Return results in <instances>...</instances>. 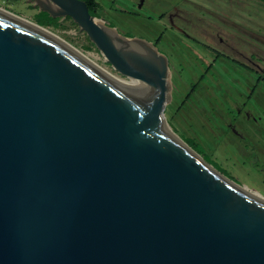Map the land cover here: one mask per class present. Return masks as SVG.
Returning a JSON list of instances; mask_svg holds the SVG:
<instances>
[{"label": "water", "instance_id": "95a60500", "mask_svg": "<svg viewBox=\"0 0 264 264\" xmlns=\"http://www.w3.org/2000/svg\"><path fill=\"white\" fill-rule=\"evenodd\" d=\"M32 1L139 82L0 7V264H264V203L165 127L166 56L83 0Z\"/></svg>", "mask_w": 264, "mask_h": 264}, {"label": "rangeland", "instance_id": "374dc122", "mask_svg": "<svg viewBox=\"0 0 264 264\" xmlns=\"http://www.w3.org/2000/svg\"><path fill=\"white\" fill-rule=\"evenodd\" d=\"M97 1V17L120 34L151 41L169 59L163 110L168 127L185 143L190 138L200 144L209 164L264 199V1L220 0L217 6L208 0ZM176 3L193 12L169 16ZM0 7L35 23L33 1L0 0ZM57 18L59 25L43 27L113 75L131 80L69 16Z\"/></svg>", "mask_w": 264, "mask_h": 264}, {"label": "bare ground", "instance_id": "6f19581e", "mask_svg": "<svg viewBox=\"0 0 264 264\" xmlns=\"http://www.w3.org/2000/svg\"><path fill=\"white\" fill-rule=\"evenodd\" d=\"M98 23H102L103 20L102 19H97ZM36 23V22H35ZM37 25L43 27V25H40L38 23H36ZM46 27V26H45ZM44 29L50 31L51 33H53L51 30H49L48 28ZM54 35H56L55 33H53ZM57 37H59L58 35H56ZM60 39H62L61 37H59ZM63 41H65L64 39H62ZM67 44H69L73 49H75L83 58H85L87 61H89L91 64H93L95 67H97L99 70H101L102 72H104L105 74H107L108 76L114 78L115 80L119 81L120 83L123 84H127V85H131V84H135L137 82H139L138 80L135 79H131V80H125V78H119V76H115L112 73H110L107 69H105L104 67L98 65L97 63H95L93 60H91L86 54H84L82 51H80L79 49H77L76 47H74L73 45H71L70 43H68L67 41H65ZM166 129L175 137V139L182 145L184 146L192 155H194L197 159H201L200 155L196 154L193 149L191 147L188 146V144H186L179 136H177L167 125L165 126ZM209 167V166H208ZM211 170L216 173V170L213 169L211 167ZM217 174V173H216ZM219 174V173H218ZM223 178V176H220ZM224 181H226L227 183H229L230 185H232L234 188H236L237 190H239L240 192H242L243 194L252 197L258 201H261L264 203V199H261L255 195H253L250 191L242 188L240 185H234L232 182L228 181L227 179L223 178Z\"/></svg>", "mask_w": 264, "mask_h": 264}, {"label": "trees", "instance_id": "16d2710c", "mask_svg": "<svg viewBox=\"0 0 264 264\" xmlns=\"http://www.w3.org/2000/svg\"><path fill=\"white\" fill-rule=\"evenodd\" d=\"M89 10V13L91 15L97 16L96 8L99 7V3L97 0H83ZM264 1V0H261ZM57 17H51L47 12L39 10L35 15V22L43 25V26H57L59 23L57 22ZM113 26V25H112ZM186 143L191 146L196 152L201 153V146L197 142H195L193 139L187 138ZM203 158L211 163L208 159L205 158V156L202 154ZM212 164V163H211ZM218 169V168H217ZM219 170V169H218ZM222 174H225V172L219 170Z\"/></svg>", "mask_w": 264, "mask_h": 264}, {"label": "flooded vegetation", "instance_id": "af4514ba", "mask_svg": "<svg viewBox=\"0 0 264 264\" xmlns=\"http://www.w3.org/2000/svg\"><path fill=\"white\" fill-rule=\"evenodd\" d=\"M30 1H32V0H30ZM210 3H211V5L213 4V5H216V2H220V0H208ZM231 1H233V0H231ZM181 6H183V5H181ZM181 6H178V4L176 3V4H174V5H171V12L169 11V10H167L169 13V16H171V14H176V15H178V16H181V15H185V14H187V13H191V12H193V10H190V9H186V8H183V7H181ZM217 6V5H216ZM37 8H38V11L40 10L39 9V7L38 6H36ZM100 8V4H99V7L98 8H96V11H97V9H99ZM42 11V10H41ZM159 11L161 12V10L159 9ZM199 12H201V11H199ZM198 13V12H197ZM162 13H160V15H161ZM125 35H127V33H125ZM130 36H132V35H130ZM142 38V37H141ZM169 59L167 58V63H168V65H169V61H168Z\"/></svg>", "mask_w": 264, "mask_h": 264}]
</instances>
